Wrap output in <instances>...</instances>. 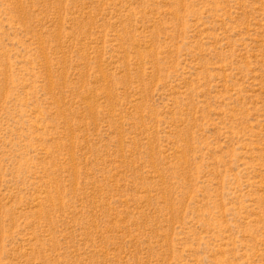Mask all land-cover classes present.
<instances>
[{
  "label": "rangeland",
  "instance_id": "rangeland-1",
  "mask_svg": "<svg viewBox=\"0 0 264 264\" xmlns=\"http://www.w3.org/2000/svg\"><path fill=\"white\" fill-rule=\"evenodd\" d=\"M0 264H264V0H0Z\"/></svg>",
  "mask_w": 264,
  "mask_h": 264
}]
</instances>
